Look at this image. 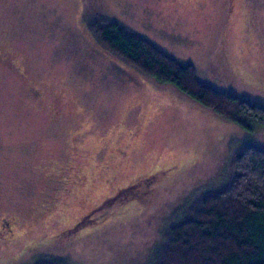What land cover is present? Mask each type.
<instances>
[{
  "label": "rangeland",
  "instance_id": "rangeland-1",
  "mask_svg": "<svg viewBox=\"0 0 264 264\" xmlns=\"http://www.w3.org/2000/svg\"><path fill=\"white\" fill-rule=\"evenodd\" d=\"M100 1L193 62L203 81L264 106V0ZM80 7L81 0H0V214L23 225L0 237V264L50 250L78 264L136 263L159 241L166 216L225 182L233 152L251 142L264 148V123L243 129L172 88L155 89L99 48ZM177 161L183 168L153 182L158 192L142 203L144 213L126 209L136 219L118 223L121 215L96 233L58 237L82 213H102L94 203L116 185Z\"/></svg>",
  "mask_w": 264,
  "mask_h": 264
},
{
  "label": "trees",
  "instance_id": "trees-1",
  "mask_svg": "<svg viewBox=\"0 0 264 264\" xmlns=\"http://www.w3.org/2000/svg\"><path fill=\"white\" fill-rule=\"evenodd\" d=\"M80 9L94 43L148 77L155 89L172 88L243 129L264 123V106L203 81L193 62L172 56L114 18L100 0H81ZM183 163L129 179L113 196L94 203L95 209L105 208L102 213L95 217L82 213L58 237L84 228L88 234L96 233L121 215L125 217L118 223L136 219L146 210L142 203L158 192L153 182L172 168H183ZM133 200L140 203L131 204ZM133 207L136 218H129L126 209ZM158 231L159 241L138 262L129 264H264V148L251 142L233 152L225 182L203 190L178 212L170 213ZM52 251L26 264H78Z\"/></svg>",
  "mask_w": 264,
  "mask_h": 264
},
{
  "label": "flooded vegetation",
  "instance_id": "flooded-vegetation-1",
  "mask_svg": "<svg viewBox=\"0 0 264 264\" xmlns=\"http://www.w3.org/2000/svg\"><path fill=\"white\" fill-rule=\"evenodd\" d=\"M127 186V183L118 184L114 187L115 191ZM22 223L15 214H0V237H15L22 230Z\"/></svg>",
  "mask_w": 264,
  "mask_h": 264
}]
</instances>
